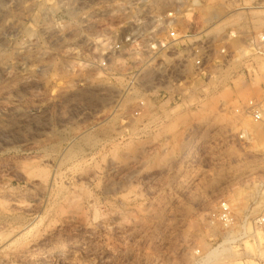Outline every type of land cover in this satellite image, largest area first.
Segmentation results:
<instances>
[{
  "label": "rangeland",
  "instance_id": "374dc122",
  "mask_svg": "<svg viewBox=\"0 0 264 264\" xmlns=\"http://www.w3.org/2000/svg\"><path fill=\"white\" fill-rule=\"evenodd\" d=\"M36 24L0 27V264H264V126L235 112L264 98V61L121 125L108 82L72 75L68 35Z\"/></svg>",
  "mask_w": 264,
  "mask_h": 264
},
{
  "label": "built area",
  "instance_id": "2783aa9c",
  "mask_svg": "<svg viewBox=\"0 0 264 264\" xmlns=\"http://www.w3.org/2000/svg\"><path fill=\"white\" fill-rule=\"evenodd\" d=\"M217 1L225 14L207 19L199 10L205 0H0V27L26 30L37 15L44 37L68 35L72 75L108 82L92 88L104 95L101 108L126 125L148 109L151 115L170 109L192 81L209 83L230 63L253 76L247 67L264 61V26L254 31L250 14L261 12L264 21V0ZM238 13L244 14L236 22ZM235 112L264 126V98L240 103ZM211 218L225 228L233 224L224 202ZM256 222L264 225V216Z\"/></svg>",
  "mask_w": 264,
  "mask_h": 264
},
{
  "label": "bare ground",
  "instance_id": "6f19581e",
  "mask_svg": "<svg viewBox=\"0 0 264 264\" xmlns=\"http://www.w3.org/2000/svg\"><path fill=\"white\" fill-rule=\"evenodd\" d=\"M222 0H220V2H221ZM218 2V1H217ZM208 7H211V12L210 13H206L205 11L203 12V8H201L200 9V12H201V14L202 15H204V17L205 18H209V19H211V18H214V16L216 15V16H220L219 15V12H222L220 9H223L224 11H225V7L224 6H222V5H214L213 7L212 6H208ZM253 13V17H252V21H251V23H252V26L254 27V25H256L257 26V24L259 23V21L258 20H261V15L258 13V12H252ZM225 14V13H224ZM232 17V16H231ZM233 19H234V21H238V20H240L241 19V17H240V14L238 13V14H236L234 17H233ZM258 22H257V21ZM255 22H257L256 24H255ZM89 96H91V95H89ZM113 120H115V119H113ZM112 121V120H111ZM46 181V180H45ZM54 182V181H53ZM43 184H44V182H42ZM41 185V183H39V186ZM43 186V185H42ZM46 186V185H45ZM50 187V186H49ZM43 189V188H42ZM75 193V192H74ZM2 247H0V251L2 250L1 249Z\"/></svg>",
  "mask_w": 264,
  "mask_h": 264
}]
</instances>
